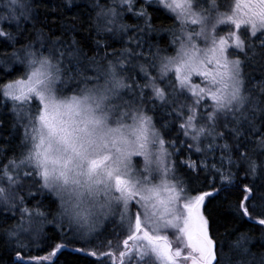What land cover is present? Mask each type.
<instances>
[{"label": "snow or ice", "instance_id": "6c2138e0", "mask_svg": "<svg viewBox=\"0 0 264 264\" xmlns=\"http://www.w3.org/2000/svg\"><path fill=\"white\" fill-rule=\"evenodd\" d=\"M51 13L55 30L38 0H0L11 264H264V0Z\"/></svg>", "mask_w": 264, "mask_h": 264}, {"label": "trees", "instance_id": "16d2710c", "mask_svg": "<svg viewBox=\"0 0 264 264\" xmlns=\"http://www.w3.org/2000/svg\"><path fill=\"white\" fill-rule=\"evenodd\" d=\"M56 3H59V0H38L41 19H43L44 16L47 14L48 24L49 26H53L54 30L59 27V25L63 22V20H68L71 17L78 16L80 12L83 11L82 8L80 9L73 8L70 12L64 15L63 20L56 19L55 15L51 13V7ZM81 19H83V17H81ZM53 21H55L54 25H53ZM161 22H163L165 25H168L170 23V21L167 20L166 18L158 19L156 21L157 24H160ZM76 24L79 27L80 21L77 20ZM82 35H84V33L78 32L77 38L79 39ZM115 46L119 47V44H116ZM4 120H5L4 125L2 128H0V137L7 136L11 130L10 121L8 120V118L4 117ZM223 233H224V228L220 227L217 233L218 237H222ZM253 235L258 237V233H253ZM253 250L254 251L264 250L260 248V242L258 240L255 242L253 246ZM225 251H227L226 244H225ZM40 254H44V253H40ZM14 255H15L14 253H11L10 251L4 249L3 247H0V264H11ZM76 255L77 254L73 253L72 256L70 257L67 253H65L57 259L56 264H67V262L70 259L73 260V264H90V258L82 256L78 260L73 259L74 257H76Z\"/></svg>", "mask_w": 264, "mask_h": 264}]
</instances>
